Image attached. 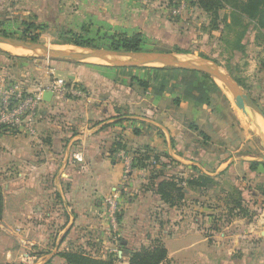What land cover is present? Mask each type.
<instances>
[{
  "label": "crops",
  "instance_id": "1",
  "mask_svg": "<svg viewBox=\"0 0 264 264\" xmlns=\"http://www.w3.org/2000/svg\"><path fill=\"white\" fill-rule=\"evenodd\" d=\"M17 1L18 11L35 14L43 23L63 30L85 28L86 32L110 39L115 33H140L141 48L148 41L165 42L161 33L175 32L174 27L178 28L177 23L184 19L169 14L168 0H153L148 7L136 0ZM65 71L61 80L71 89L78 88L74 94L61 95L55 88L52 91V78L48 76L37 80L43 81L52 94L41 104L32 133L0 126V146L4 147L1 159L8 164L6 167L19 164L18 171L8 169L3 174L4 195L19 197L21 206L13 212V224H8L7 233L23 229L26 238L22 241L49 251L48 234L41 232L39 224L52 221L66 227H88L92 213L101 208L98 200L117 189L125 159L140 162L143 153H156L160 160L152 163L157 170L186 179L196 174V167L212 177L225 195L229 190L223 185L238 188L242 205L254 212L248 217L228 204L212 205L210 199L218 202L223 194L209 198L210 186L185 187L184 205L161 210L172 220L171 235L165 241L167 258H186L189 264H264V171L261 165L255 170L250 168V162L264 159L248 160L238 153L242 143H238L232 121L235 114L221 92V98L216 96L214 100L215 93L210 90L209 103L198 104L170 82V87L165 84L157 93L159 77L150 70H142L141 75L131 69L134 74L130 76L109 67L74 66ZM0 75V83H6ZM130 77L148 81V87L129 82ZM21 83L28 92L38 88V84ZM77 152L81 159L74 158ZM146 168L128 172L127 194L132 199L125 203L120 220V235L125 236L127 244L122 245L124 254L136 246L129 243L125 232L126 227L131 230V225L136 226L127 223L141 212L155 213L166 205L152 187L138 186L149 173ZM216 210L226 214L217 216ZM33 230L39 233L31 237ZM63 245V241H57L50 257ZM10 249L5 250L15 255Z\"/></svg>",
  "mask_w": 264,
  "mask_h": 264
},
{
  "label": "rangeland",
  "instance_id": "2",
  "mask_svg": "<svg viewBox=\"0 0 264 264\" xmlns=\"http://www.w3.org/2000/svg\"><path fill=\"white\" fill-rule=\"evenodd\" d=\"M168 1L169 8L170 0ZM184 1H186V8L181 14H179L184 16V19L177 23L178 28L174 27L173 30L175 32L165 29L166 31L161 33L162 38L166 40L165 42L154 43L148 41L144 47L145 49L142 51L154 53L152 55L154 57L158 56L156 54L174 56L183 52L201 55L215 65L221 67L234 78L240 79L243 83V89L253 97L256 103L264 111L263 29H255L245 17H240L241 20L238 21L239 16L234 14L233 9L227 6L218 11V17L215 19L216 22L213 23L209 17V14H211L210 12L203 11V9L193 5L191 0ZM19 6L20 3L17 0H0V36L11 42L17 43L21 40L30 42L31 40L29 38L35 35L37 37L36 41L33 42L34 48H63L68 51L73 50L77 52L82 51L85 48H112L110 46L111 39L108 36L96 34L95 32H85L82 34V38L91 40L90 46H76L71 44L67 41L68 36L64 33L69 31L68 29L63 30L62 28H57L56 25L45 24L42 20H39L35 14H23L21 11H18L20 10ZM168 12L169 14H172L170 9ZM29 16L31 18H29ZM25 19H33L35 24L40 28L28 31L26 34L23 33L25 27L21 25V21ZM185 32H190L191 35L185 34ZM99 62L100 63L98 64H82L44 56H16L0 51V74H3L2 78L6 81V83L1 81V84H7L12 81H21L30 86L38 84L37 87H41L45 91L50 89L45 88L47 85L43 81L39 82L37 80H42L43 76H48V78H52L50 79V85L53 91L52 85H54L56 81H62L61 79H63V76L65 75L66 68L74 66L76 68L81 66H91L92 68H116L119 71L123 70V73L128 76L134 74L133 72L131 73V69L135 72H141V75L143 74L142 70H150L152 75H154V71L151 68L143 69L139 66L129 65L128 62H120L117 60H99ZM167 72L163 71L155 74L159 77L157 78V81L159 80L158 86L160 85L161 79L170 74ZM10 79L14 80L8 81ZM62 82L68 89L73 88L69 83ZM169 82L170 84H174L173 80ZM170 84L167 83L169 87ZM216 84L219 89L211 87V90L215 93L213 97L214 100H217L218 98L220 99V94L222 93L235 114L232 121L238 131V143L239 145L242 143V147L239 149L238 153L244 155L248 160L264 159V127L250 120V115H247L248 117L245 120L237 108L238 105L235 104L233 96H230V94L227 93L219 83ZM75 89L78 88L75 87ZM75 89L73 90L76 91ZM216 90H219L221 93L219 94ZM65 94H72V92H67ZM216 96H218V98ZM58 104H60V102H58ZM63 106L67 108L71 105L64 104ZM12 129L15 130V128ZM1 148L4 147L0 146V150ZM127 161L128 162L124 165V170L126 165L128 167V172L131 170L133 172L138 169L135 167L132 169V161ZM18 165L15 164V166L6 167L8 164L1 159L0 152V188L3 191V205L0 214V264H66V261L61 254L67 251L84 252L97 259H106L110 256L114 259L115 264H127L128 254H124V248L122 247L123 244H125V246L127 244L125 236L120 235V228L122 227L120 220L125 212L123 210L125 203L127 204L128 201L132 199V196L127 194L130 178H127L124 183H122L121 177L117 189L110 191L109 194L98 200V204L101 208L95 209L92 213V217H90L91 222L88 227L78 225L77 227L72 228L66 227L65 224L56 225L57 222L52 221L39 224L42 225L39 229L43 234H48L46 238L49 239V242L51 243L49 244V251L45 252L43 247H37V245L33 248V245H30V243L22 241L26 238L23 229H19L20 233H18L17 229L12 231L13 234H11V232H6L8 224H13L11 222L13 212L18 208L21 209V206L18 203L19 197L12 199L11 197L6 198V195H4L6 183L4 175L8 169L14 170L17 168L14 171H18ZM146 169L151 170L149 168ZM69 172L71 171L69 170ZM149 176L148 173L140 183L138 182V186L140 184L141 188L144 189L146 186L150 185V182L148 181ZM223 187L229 190V196L227 194L225 195V192L221 191L222 187L217 186V184L215 187L210 186L209 194L211 197L209 198H215V196L217 197L223 194V196H219L218 202L210 199L212 200V205L215 204L222 207L224 203L227 204V201L231 200V188H229L228 184L223 185ZM58 198L59 197H57L56 200H58L57 202L59 203ZM205 201H207V199ZM110 202L113 203V207L110 205ZM184 202L181 201L178 205L181 204L182 206L184 205ZM166 206L167 205H164L162 209H157L158 211H155V213L142 214L143 212H141L139 213L141 215L136 216L134 220H130L127 223L134 224L136 227L133 225H131V227L134 228L135 231L139 230V232H135L134 229L130 230L126 227L125 232H128L127 237H129V243L136 245L135 247L131 246V249L139 246H148L155 243V241L158 242V244L160 243L165 246L167 235H171L170 229L172 222L170 218H167L166 215L161 212V210H165ZM216 211L217 216L226 214L224 211ZM210 212H214V210L210 209ZM119 214L120 217L118 216ZM176 222L177 224L181 223L180 220ZM33 231L34 233H32L31 237L36 236V234L39 233L37 230ZM206 234L209 233L207 232ZM11 236L13 237V240H11ZM57 241H59V243L63 241L64 245L61 248H57L50 257V252L54 249ZM113 242H117V244H113ZM5 249L14 250L16 254L11 256ZM186 262V258L179 257L169 259L166 257V259L160 264H189Z\"/></svg>",
  "mask_w": 264,
  "mask_h": 264
},
{
  "label": "trees",
  "instance_id": "3",
  "mask_svg": "<svg viewBox=\"0 0 264 264\" xmlns=\"http://www.w3.org/2000/svg\"><path fill=\"white\" fill-rule=\"evenodd\" d=\"M179 1L181 0H170L169 6L172 7L173 5L178 4ZM191 3L203 9V11L210 12L211 14H209V17L211 18V21L213 23L216 22L215 19L218 17V11L227 6L233 9L234 14H237V16H239L238 21L241 20V18L245 17V19H247L255 29H263L264 33V0H191ZM29 18L31 17L29 16ZM21 25L25 27V29L23 30V33L25 34L33 29L40 28L39 26H37V24H35L33 19H25L21 21ZM85 32L86 29L82 28L78 32L69 30L64 33L68 36L67 41L69 43L76 46H90L91 40L82 38V34H84ZM36 37L37 36L33 35L29 39L31 41H36ZM142 39L143 38L140 33H133L131 35H128L126 33H115L111 38L110 46L113 49L142 51L144 49L141 48ZM4 53L9 54L7 52ZM140 68L148 69V67ZM151 69L154 71V74L163 71H168L167 73H170L167 77L162 78L158 88L159 90H156L157 93H159V91L163 89L165 84L173 80V88L181 89L182 94L185 97L191 98L198 104H208L210 99L209 92L211 90V87L219 89L216 82L210 76L196 70L172 67ZM235 79L241 86H243V83L240 79ZM129 82H135L143 88L148 87V81H144L137 77H130ZM216 91L220 93L219 90ZM145 153H143L142 155V161H132V168H141L146 166L151 169L149 170L150 176L148 178L150 185L146 187H152L155 194L158 196V199L169 207L177 206L181 201H183L185 197V187L196 189L197 187H208L217 184V182L212 177L204 174L196 167H193V169L196 171V174L186 179L181 176L167 174L162 170H157L156 166H154L155 164H153L152 161L154 160L156 162V160H160L159 156L156 153L150 155L147 153L146 155ZM258 165H261L264 171V162L256 161L250 162L251 170L257 169ZM161 166L164 167L163 162L161 163ZM227 195L229 196V194ZM230 195L232 196V198L231 200L227 201V204L232 206L233 208H237L240 215L251 217L254 214V212L250 213L248 208L242 205L241 191L238 188L232 187ZM2 205L3 191L0 188V214L2 212ZM118 216L120 217V214ZM61 255L65 259L66 264H115L114 259L110 256L106 259H97L89 256L88 254H85L84 252L75 251H67L62 253ZM166 257V247L160 243L158 244V242L155 241V243H152L148 246H139L137 248H132L128 254L127 264H160L163 260L166 259Z\"/></svg>",
  "mask_w": 264,
  "mask_h": 264
},
{
  "label": "water",
  "instance_id": "4",
  "mask_svg": "<svg viewBox=\"0 0 264 264\" xmlns=\"http://www.w3.org/2000/svg\"><path fill=\"white\" fill-rule=\"evenodd\" d=\"M19 42H27L21 40ZM17 42V43H19ZM34 41L27 42L33 46ZM0 50L16 56H44L48 58L73 61L82 64H98L100 61L117 60L120 62H128L129 65L148 67V68H180L188 70H196L210 76L216 83H220L223 87L229 90L233 98L236 99L246 112L250 115V120L264 127V111L255 102V100L243 89L237 80L228 74L221 67L215 65L207 58L190 53L183 52L179 55L147 53L143 51H128L123 49L113 48H85L82 51H67L63 48H23L0 36ZM160 55V56H159ZM52 91L45 90L43 99L49 100ZM264 143V141H263Z\"/></svg>",
  "mask_w": 264,
  "mask_h": 264
},
{
  "label": "built area",
  "instance_id": "5",
  "mask_svg": "<svg viewBox=\"0 0 264 264\" xmlns=\"http://www.w3.org/2000/svg\"><path fill=\"white\" fill-rule=\"evenodd\" d=\"M141 6L148 7L152 4L153 0H136ZM186 1L181 0L178 4L173 5L170 11L173 15H179L183 12ZM53 86L59 94L67 92L76 93L73 89H68L61 81H56ZM44 90L40 87L36 88L33 92L25 90L23 84L19 81H12L7 84L0 83V125L13 127L16 129L27 130L32 133L33 125L39 114L41 104L43 103ZM81 153H76L74 158L81 159ZM128 162L125 159L124 164ZM128 178V167L126 165L123 171L122 180ZM113 207V203L110 202ZM115 212V210H114Z\"/></svg>",
  "mask_w": 264,
  "mask_h": 264
},
{
  "label": "bare ground",
  "instance_id": "6",
  "mask_svg": "<svg viewBox=\"0 0 264 264\" xmlns=\"http://www.w3.org/2000/svg\"><path fill=\"white\" fill-rule=\"evenodd\" d=\"M18 46H20V47H23V48H31V47H33L31 44H29V43H27V42H19V43H16ZM34 48V47H33ZM68 51V50H67ZM124 62H126V61H124ZM219 83V82H218ZM220 84V83H219ZM220 86L222 87V88H224V90L227 92V93H229L230 94V96L232 95V93L229 91V90H227L225 87H223L221 84H220ZM233 96V95H232ZM234 102H235V104L236 105H238L237 106V108L239 109V111H240V113H241V115L244 117V119L246 120V118L248 117L247 115H249L248 114V112H246V110H244L243 109V107L239 104V102L236 100V99H234ZM243 119V120H244ZM248 122V121H247ZM250 123V122H249Z\"/></svg>",
  "mask_w": 264,
  "mask_h": 264
}]
</instances>
